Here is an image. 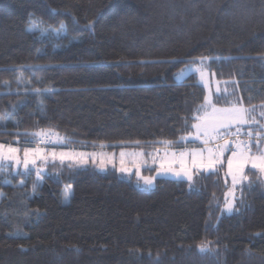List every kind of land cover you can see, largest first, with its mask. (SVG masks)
Listing matches in <instances>:
<instances>
[{"label": "trees", "instance_id": "1", "mask_svg": "<svg viewBox=\"0 0 264 264\" xmlns=\"http://www.w3.org/2000/svg\"><path fill=\"white\" fill-rule=\"evenodd\" d=\"M30 17L66 34L39 38ZM200 56L212 58L218 107L261 108L264 0H0V142L40 130L81 150L179 141L206 92L174 76ZM35 177L0 180V264H264V188L245 186L240 211L224 215V171L142 190L113 170L50 164L43 191L59 198L70 184L72 195L41 206L19 188Z\"/></svg>", "mask_w": 264, "mask_h": 264}, {"label": "snow or ice", "instance_id": "2", "mask_svg": "<svg viewBox=\"0 0 264 264\" xmlns=\"http://www.w3.org/2000/svg\"><path fill=\"white\" fill-rule=\"evenodd\" d=\"M89 28L92 22H89ZM26 31L39 34V38L48 37L54 33L57 37L66 34V25L60 22L58 28L52 27L40 18L30 17ZM199 64H194V71L199 73L200 81L205 89H209L208 72L206 70L207 62L212 59L208 56L196 58ZM219 59V58H217ZM184 77V70L176 76L177 80ZM20 76L17 77L19 81ZM39 94L40 88L31 89ZM50 91V89H43ZM217 92L219 88L217 87ZM219 97L215 100L210 92L203 97V103L196 110L195 123L191 124L192 130H186V135L181 136L179 141L162 140L159 143L163 145V154L160 155L158 148L157 156L152 157V162L157 165L156 176L171 175L177 180L183 178L187 181L189 187L195 185V177L203 173H217L225 171V183L230 180V187L225 192V200L221 208L222 212L232 214L239 212L244 203L243 193L245 186L248 190H254L256 186L264 188V104L257 115L255 107H246L242 100L235 102L226 101L228 106L218 107ZM17 105H13V108ZM8 119L6 113H0V124H4ZM247 126V127H246ZM30 135L31 139H26L21 145L19 138L15 144L0 142V180L3 183H11V177L15 175H31V169H35L36 180L32 184V191L35 193L42 180V173L45 167L51 161L53 164L58 160L62 165L67 161L68 167L73 165L87 164L88 157L91 162L96 164L97 153H76L73 150L57 151L55 148H46L42 145L65 143L63 137L53 136L50 132L40 130ZM198 141L203 147L195 143L189 145L187 141ZM184 141L183 148L173 149L174 144ZM136 143H140L136 141ZM35 145V146H32ZM22 153V155H21ZM230 153V155H225ZM137 156L143 153L136 154ZM120 167L116 170L126 175L131 174L132 169L125 165V153H120ZM39 162V163H38ZM106 163H112L114 158L111 156L99 155V164L97 167L103 171ZM143 165L139 160L135 163V175L137 182L143 183L146 188H151L156 176H144L141 174ZM21 169L23 170L21 172ZM247 170V171H246ZM254 170V171H252ZM255 177V178H253ZM20 185L25 183L20 180ZM239 189L240 196H236ZM72 193V186L66 185L62 197L68 201ZM3 193H0L2 196ZM211 241H201L197 245L201 253L214 252L210 248Z\"/></svg>", "mask_w": 264, "mask_h": 264}, {"label": "rangeland", "instance_id": "3", "mask_svg": "<svg viewBox=\"0 0 264 264\" xmlns=\"http://www.w3.org/2000/svg\"><path fill=\"white\" fill-rule=\"evenodd\" d=\"M52 34H54V33H52ZM199 63H200L199 61L195 62V64H199ZM181 70H184V77L181 80H177L176 79V76L180 74ZM181 70H179L175 74V76H174V81L175 82H177V83L182 82L189 75H195L196 78L198 79V83L201 86H203V88L205 89L203 83L200 81L199 73L194 71V64L193 63L184 66ZM207 78H208V81H209V89H205L206 94H208V91L210 90L213 98L216 95H220L221 92H222L221 85H219V83L214 79L213 76L209 75V73H208V77ZM217 87L219 88V92H217ZM214 100H215V98H214ZM256 109H257V115H258L259 114V111L261 110V108H256ZM192 131H194V130L192 129ZM187 143L188 144L195 143L199 147H203V145H200L198 141L193 142L191 139H189L187 141ZM184 144H185V142H184ZM55 145L58 146V147L55 148L57 151H60V150H63V151L73 150L76 153H81V152H83V153H89V154L90 153H97L98 154V157H97L96 164H93L91 162V157L89 156L88 157L89 162L87 164H81V165H78V166L77 165H73V167L74 168H87V167H91V168H93L94 170H96L98 172H105L107 170H113V171L117 172V174L120 177H122V178H124L126 180H131V179L134 180V184L136 185V187H138L139 189H142V190H150V189H152L154 187V183H155V181L157 179H167V180H173V181H184V182L187 183V181L184 180L183 178H181L180 180H177L175 177H172L170 174L169 175H163V176H156V167H157V165L152 162V157L157 156V151L156 150L158 148L144 149V148H139L137 146H130V145H128V146H125V145L124 146H121V145H117V146L112 147L110 149L104 148V149H95V150H81V149H74V148H70V147H63L62 146L63 143L62 144H55ZM182 148H183V146H182ZM159 149L161 150L160 151V155H162L163 154V147H160ZM173 149L179 150L181 148H173ZM122 151L125 153V165L127 167H129V168L132 169L131 174H128V175H126L124 173H121V172H118L116 170L118 167H120V159H121L120 153ZM139 153H143V155L137 156L136 154H139ZM100 154H103L105 156H111V157H113L114 158L115 167H113V164L112 163H106L104 170L101 171L97 167V165L99 164V155ZM21 155H22V153H21ZM225 155L226 156L227 155H230V153H226ZM137 160H139V162L143 165L141 167V174L142 175H144V176H156V179L154 180L153 186L151 188H146L143 185L142 181L139 182V183L137 182V177L135 175V163H136ZM50 164H53V163L51 161H49V163L47 164V166L50 165ZM55 164H61V163L57 160L55 162ZM63 165H67L68 166V162L66 161ZM47 166L45 167V169L47 168ZM31 170H34L35 171V169H31ZM21 171H23V170L21 169ZM225 171H226V159H225ZM252 171H254V170H252ZM203 174H208V173H203ZM197 176L195 177V181L197 180ZM35 180H36V177L34 178V180L31 183H27V184H23V185H20L19 184V188H21L24 191V194L27 196V199L30 200V201H32L35 205L41 206L44 202L49 203V205H58V204L66 205V204L69 203L71 196L68 199V201H64L63 200V197H62V194L60 195L59 198H55L52 194H49L48 192L43 191V189H45V187H46L45 186L46 185V182L44 181V179H42L40 181L39 187H38L37 191L34 193L32 191V184H33V182ZM230 183L231 182L229 180V187H230ZM5 184H9V183H5ZM195 185H196V182H195ZM195 185L193 187H191V188H194ZM238 194H239V189L236 192V196H238ZM71 195H72V193H71ZM224 200H225V195H224ZM221 213L224 214V215H230V214H228L226 212H222V211H221Z\"/></svg>", "mask_w": 264, "mask_h": 264}, {"label": "built area", "instance_id": "4", "mask_svg": "<svg viewBox=\"0 0 264 264\" xmlns=\"http://www.w3.org/2000/svg\"><path fill=\"white\" fill-rule=\"evenodd\" d=\"M35 146V145H32ZM42 147H46V148H56L55 144H47V145H42Z\"/></svg>", "mask_w": 264, "mask_h": 264}]
</instances>
